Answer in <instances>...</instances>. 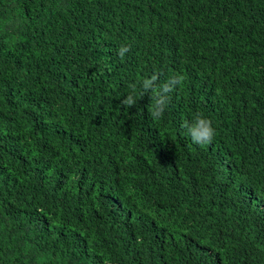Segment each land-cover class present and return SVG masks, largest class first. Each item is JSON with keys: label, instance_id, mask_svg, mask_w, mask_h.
<instances>
[{"label": "trees", "instance_id": "obj_1", "mask_svg": "<svg viewBox=\"0 0 264 264\" xmlns=\"http://www.w3.org/2000/svg\"><path fill=\"white\" fill-rule=\"evenodd\" d=\"M0 264H264V0H0Z\"/></svg>", "mask_w": 264, "mask_h": 264}, {"label": "clouds", "instance_id": "obj_2", "mask_svg": "<svg viewBox=\"0 0 264 264\" xmlns=\"http://www.w3.org/2000/svg\"><path fill=\"white\" fill-rule=\"evenodd\" d=\"M129 51L127 45H121L117 50L119 57L123 58ZM158 74L152 75L139 81L140 87L144 93L151 94L150 115L155 120H160L167 108L168 94L171 93L177 86L182 84L183 77L174 73L170 75L166 81L157 85ZM137 103L135 91L125 97L123 104L126 106H133ZM186 135L190 140L197 145H204L210 143L215 136V128L212 121L203 115L197 113L192 122L186 125Z\"/></svg>", "mask_w": 264, "mask_h": 264}]
</instances>
